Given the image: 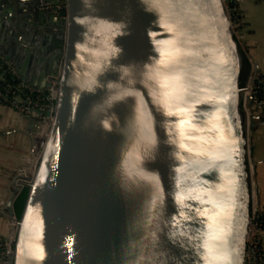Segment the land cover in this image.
<instances>
[{
  "label": "water",
  "instance_id": "95a60500",
  "mask_svg": "<svg viewBox=\"0 0 264 264\" xmlns=\"http://www.w3.org/2000/svg\"><path fill=\"white\" fill-rule=\"evenodd\" d=\"M0 1V54L57 90L9 264H249L258 115L225 0Z\"/></svg>",
  "mask_w": 264,
  "mask_h": 264
},
{
  "label": "crops",
  "instance_id": "0c3cea01",
  "mask_svg": "<svg viewBox=\"0 0 264 264\" xmlns=\"http://www.w3.org/2000/svg\"><path fill=\"white\" fill-rule=\"evenodd\" d=\"M3 5L5 6L6 3L0 1V13ZM240 8L242 15L240 22V39L242 48L246 53L245 55L249 63L253 65V67L258 65V72L264 73V0H240ZM4 18H6V16ZM30 20V22H34L33 19ZM4 28L5 27H2L3 30ZM28 30H31L32 32L42 30L44 34L46 33L44 30L47 29L44 28V25L41 23H37V26L34 24V28H29ZM5 32L6 31L4 30L3 33ZM1 43L6 45V35ZM16 49L17 54L20 57L22 68L24 66L29 67V70L32 71L40 61V53L32 52V55H30L29 51L27 53V50L25 51V49L19 47ZM0 58L6 60L1 54ZM11 65L13 66L12 63ZM14 69L16 68L14 67ZM16 72L19 79L22 80L17 69ZM257 115L258 121L254 130V151L251 154V168L253 175L252 184L260 186V209H263L264 112L261 114L257 113ZM42 120L43 118L39 116H26L15 107L0 100V243L6 241L15 233L12 221L13 217L9 213L8 201L17 183L23 178L24 167L31 162V136L34 134H40L41 126L39 123H41ZM18 177L19 180H17ZM259 233L262 258L264 261V228L259 229ZM0 264H9V260L4 258L1 254Z\"/></svg>",
  "mask_w": 264,
  "mask_h": 264
},
{
  "label": "built area",
  "instance_id": "2783aa9c",
  "mask_svg": "<svg viewBox=\"0 0 264 264\" xmlns=\"http://www.w3.org/2000/svg\"><path fill=\"white\" fill-rule=\"evenodd\" d=\"M228 11L230 14V18L232 20L233 25H239L237 20L240 13V0H225ZM233 5V6H232ZM232 10H235L237 13H232ZM241 42V41H240ZM242 45V44H241ZM244 51V49H243ZM245 53V51H244ZM246 54V53H245ZM252 70L251 73L245 83L246 89L243 91L242 97V105L246 112L247 122L249 121V97L252 98V106L254 108V112L257 114H261L264 112V96H260L258 94V88L264 83V73L255 72L253 65H251ZM0 70L6 75L12 74L18 80L15 83L7 82L4 87L0 88V98H4L7 102L19 110L21 113L25 114L26 116H39L45 119L47 122L53 120V116L51 115H42L35 112L33 109H49L51 112L55 106V100L57 97V90L56 87L52 86L47 90H36L30 84L22 81L19 79L16 69L11 65L8 60H4L0 58ZM2 73L1 77L4 76ZM253 79V83H250V80ZM55 85V83H54ZM9 95L11 97H9ZM3 99V100H4ZM250 165H251V155L249 157ZM259 210L260 208L256 207L255 204L252 206V217H251V237L249 239V251H248V258L249 264H262V252L260 253V233H259ZM15 233L8 238L6 241L0 243L1 249L0 254L9 260L10 254L13 253L14 243H15Z\"/></svg>",
  "mask_w": 264,
  "mask_h": 264
},
{
  "label": "trees",
  "instance_id": "16d2710c",
  "mask_svg": "<svg viewBox=\"0 0 264 264\" xmlns=\"http://www.w3.org/2000/svg\"><path fill=\"white\" fill-rule=\"evenodd\" d=\"M232 13L235 14L236 13L235 10H232ZM238 16H239L238 19H240L239 22H241V18H242L241 11H240V13H238ZM245 58H246V55H245ZM1 73H2V71L0 70V88L4 87L7 82L16 84L18 79L15 76H13L12 74L6 75V73H5L4 76L1 77ZM250 73H251V65L246 58V64L244 66L243 73H242L243 74L242 84L246 83ZM258 94L260 96H264V85L263 84L258 88ZM9 97H11V96L9 95ZM3 99L4 98H2V99L0 98L1 101H3L4 103H7V100L6 99L3 100ZM27 195H28V187L26 186L18 193V195L15 199L14 207H15V211H16V214L18 217H20V215L22 213ZM258 223H259V229H263L264 228V208L259 210V221H258ZM1 249H3V247H0V251H1ZM261 252H262V248L260 247V253ZM262 264H264V261L262 262Z\"/></svg>",
  "mask_w": 264,
  "mask_h": 264
},
{
  "label": "rangeland",
  "instance_id": "374dc122",
  "mask_svg": "<svg viewBox=\"0 0 264 264\" xmlns=\"http://www.w3.org/2000/svg\"><path fill=\"white\" fill-rule=\"evenodd\" d=\"M238 21V23H240L239 22V20H237ZM240 25L241 24H239L238 26L237 25H234V27H235V29H236V31H237V33H238V38H239V40L241 41V39H240ZM251 65V64H250ZM252 67V66H251ZM251 70H252V68H251ZM242 76H243V74H242ZM263 85H264V83H263ZM6 104H9L8 102L6 103ZM252 183H253V175H252ZM255 185V184H254ZM253 185V186H254Z\"/></svg>",
  "mask_w": 264,
  "mask_h": 264
},
{
  "label": "bare ground",
  "instance_id": "6f19581e",
  "mask_svg": "<svg viewBox=\"0 0 264 264\" xmlns=\"http://www.w3.org/2000/svg\"><path fill=\"white\" fill-rule=\"evenodd\" d=\"M248 117H249V115H248Z\"/></svg>",
  "mask_w": 264,
  "mask_h": 264
}]
</instances>
